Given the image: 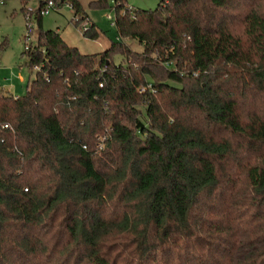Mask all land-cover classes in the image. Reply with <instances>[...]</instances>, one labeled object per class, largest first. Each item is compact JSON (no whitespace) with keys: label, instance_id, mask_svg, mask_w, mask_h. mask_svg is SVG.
I'll return each mask as SVG.
<instances>
[{"label":"trees","instance_id":"trees-1","mask_svg":"<svg viewBox=\"0 0 264 264\" xmlns=\"http://www.w3.org/2000/svg\"><path fill=\"white\" fill-rule=\"evenodd\" d=\"M112 1L99 53L37 14L0 88V264H264V0Z\"/></svg>","mask_w":264,"mask_h":264},{"label":"rangeland","instance_id":"rangeland-1","mask_svg":"<svg viewBox=\"0 0 264 264\" xmlns=\"http://www.w3.org/2000/svg\"><path fill=\"white\" fill-rule=\"evenodd\" d=\"M3 2H17V0H2ZM39 0H28L25 7L34 9ZM83 10L86 12L83 19L80 14H74L72 7L61 6L58 10L52 9L50 13L42 16L41 27L44 29H57L63 40L70 45L76 46L82 53H99L110 45L111 40L118 39L117 26L114 24L115 11L112 7L113 1L108 0L110 6L98 7L92 4V0H79ZM159 0H127V6L132 8L151 9ZM5 8V3L0 4V85L1 78L6 77L4 85L10 87V92L20 96L26 91L27 84L31 81L35 69L30 68L27 55L24 53L25 44L34 45L36 42L37 22L32 20V32L26 27L25 12L21 11L19 5L15 11ZM110 14L111 17L107 15ZM79 17L75 21V16ZM93 23L98 31L94 38L83 35V23ZM28 32V37L25 38ZM134 49H141L137 40L124 38ZM120 54L114 55V60L119 62Z\"/></svg>","mask_w":264,"mask_h":264},{"label":"built area","instance_id":"built-area-1","mask_svg":"<svg viewBox=\"0 0 264 264\" xmlns=\"http://www.w3.org/2000/svg\"><path fill=\"white\" fill-rule=\"evenodd\" d=\"M61 6H65V7H71V2L70 0H60V1H56V0H44L43 4L41 6H36L34 7V9L30 8V7H25V17H26V27L28 28V32H32V20L36 18L37 14L40 15H45L51 12L52 9L54 10H58ZM38 7V8H37ZM75 16V21H77L79 19V17ZM108 17H111L110 14L107 15ZM89 24L87 21H85L83 23V29L85 31V29H87ZM28 32L25 36V38L28 37ZM30 45L25 44V48H28ZM35 70L36 68H39V65H35L33 67ZM143 89V88H142ZM141 89V90H142ZM100 147H102V143H98Z\"/></svg>","mask_w":264,"mask_h":264},{"label":"crops","instance_id":"crops-1","mask_svg":"<svg viewBox=\"0 0 264 264\" xmlns=\"http://www.w3.org/2000/svg\"><path fill=\"white\" fill-rule=\"evenodd\" d=\"M27 2H28V0H17V2H12L13 4L10 5L11 2H6V1L3 2L2 0H0V4H1V3H2V4L5 3V8H4L5 10H7L8 7H10V8H12V11H15L18 5H19L20 10L22 11V7H23L24 4L27 3ZM38 4H39V1H38V3H37L36 6H38ZM36 6H35V7H36ZM41 19H42V17H41ZM40 25H41V21H40ZM1 79H3L2 82H3V81L5 82V81L7 80L6 77H3V78H1ZM4 82H3V84L0 85V88H1V89L5 88V89L10 90V87H9L8 85H4ZM13 95H14V94H13ZM14 96H16V95H14Z\"/></svg>","mask_w":264,"mask_h":264}]
</instances>
